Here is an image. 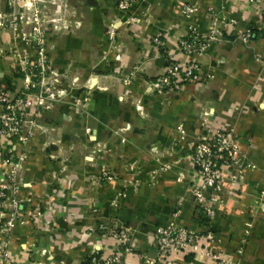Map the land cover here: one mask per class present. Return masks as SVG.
<instances>
[{
	"label": "crops",
	"instance_id": "1",
	"mask_svg": "<svg viewBox=\"0 0 264 264\" xmlns=\"http://www.w3.org/2000/svg\"><path fill=\"white\" fill-rule=\"evenodd\" d=\"M88 2L94 11L100 5L109 12L114 10V0ZM137 3L138 14L143 16L147 8L149 16L132 29H121L128 33L119 36L126 49L120 54L111 52L109 61H117L127 70L125 67L132 64L130 59L142 58L143 53L152 59L148 71L160 73L170 57L166 56L167 50L161 52L151 45L152 36L160 37L168 51H176L174 44L188 32L197 30L204 38L212 27H217L218 36L198 56L201 68L212 79L198 85L184 84L181 92L167 95L169 103L165 108L147 97L145 101L154 108L147 125L137 118L122 116L135 129L123 134L128 146L121 147L120 153L111 151L110 157H104V164L99 163L106 165L103 171L97 163L85 169L80 156L75 155L77 148L73 150L77 157L72 154L71 162L61 163L45 142L64 147L65 135L60 138V131L53 134L48 131L40 139L44 147L34 146V153L27 156L18 172L21 201L18 213L24 215V224L15 225L9 234V259L5 264H87L94 252L101 257L118 253L121 257L118 264H164L154 261L152 237L158 228L173 221L192 231L204 230L191 195L200 185L198 172L190 160L191 150L186 146L171 156L166 138H173L170 132L175 125L182 124L185 139L193 145L202 114L212 110L214 115L205 120L206 128L232 129L236 144L257 169L244 174L235 194L219 197L223 205L209 226L216 238L209 251L216 255L176 256L174 264H220V258L228 264H264V227L258 222L264 219V208H257V204L264 205V61L258 59V56L264 59L261 24L264 1L252 4L248 0H138ZM185 5L195 7L187 19L180 14ZM251 30L261 32L258 38L242 41L241 34ZM104 39L108 48L110 42ZM135 44L141 51L134 52ZM182 56L176 55L178 59ZM19 87H23L21 81L3 69L0 61V88L19 91ZM97 103L89 104L90 109L95 111ZM91 131L92 138L109 137V132L102 134L95 127ZM19 151L17 142L0 138V186L10 182L6 178L10 167L5 161L13 159ZM152 151L165 154L160 159L162 163H140L144 156L141 154ZM4 192V200L10 202L11 190ZM27 199L30 205L25 202ZM35 210L40 216L34 214ZM3 216L0 212V224ZM246 223L252 224L247 242L243 240ZM121 231L128 234L125 244L112 237V232Z\"/></svg>",
	"mask_w": 264,
	"mask_h": 264
},
{
	"label": "rangeland",
	"instance_id": "2",
	"mask_svg": "<svg viewBox=\"0 0 264 264\" xmlns=\"http://www.w3.org/2000/svg\"><path fill=\"white\" fill-rule=\"evenodd\" d=\"M88 1L0 0L1 66L3 69H8L14 78H18L23 84V87H19V91L0 89L15 92V96H21L20 98L25 96L35 103L34 107L30 105L16 109L17 114L23 113V116L21 115L23 125L21 130L19 129V134L25 135L28 139L22 147L19 146L20 151L22 150L19 156L27 157L33 154L34 146L42 149L44 144L40 143V139L44 138L48 131L50 134L60 131V138L65 135L66 145L63 147L47 141L45 146L52 149L61 163L71 162L73 154L80 156V163L85 169L91 164L100 162L104 164V157H110L111 151L120 153L121 147L128 146L129 142L123 134L135 129L133 123L129 120L124 121L122 116L133 120L137 118L147 125V122H151L150 118L154 112L152 104L145 101L147 97L156 100L155 104L159 103L160 107L165 108L169 103L167 95L181 92L184 84L198 85L212 79V76L201 68L198 56L218 36L217 27H212L204 38L197 30L188 32L174 44L176 51H168L160 37L152 36L151 45L160 48L161 52L167 50L166 56L170 57L167 59L164 71L150 73L147 65L152 59L143 53H141L142 58L130 59L132 64L125 67L127 68L125 70L122 65L117 64V61L114 63L109 61L111 52L120 54L121 50L126 49V43L120 41L119 36L121 33H128L121 32V29H132L133 25L145 22L149 10L147 8L143 10L141 16L138 14V0H130L124 9L120 7L121 0H114L112 12L101 5L94 11L91 8L93 5ZM188 6L195 8L193 5ZM182 11L183 7L180 14L186 19L193 14ZM263 14L262 25H264ZM246 33L241 34L242 41H247L244 40ZM105 37L110 42L108 48L104 41ZM134 47V52L141 51L139 45L135 44ZM177 54L183 55L182 59H178ZM258 59L264 61L260 56ZM189 70H192L191 74ZM30 74L34 76L31 77ZM193 75H196V78ZM26 76H29V79H26ZM166 77H169L173 84L149 91L151 84ZM94 101L98 102L95 111L89 107ZM0 105L3 111L5 102L0 101ZM213 115V110L202 114L193 145H189L190 141L186 139L184 143H177L174 137L166 138L167 141L169 140L167 149L171 156L187 146L191 150L190 160L193 164V150L201 143L203 137H207V134L213 131V128H206L204 124L205 120ZM92 127L102 130V134L109 132V137L92 138ZM228 130L233 135L232 129ZM31 131L36 132L35 137L29 135ZM170 135L172 137L174 133L170 132ZM232 137L236 144L234 136ZM237 147L236 163H234L235 159L227 157L228 159L222 164L224 167L220 171V180L223 184L218 197L235 194L239 190V182L244 178V174L257 169L254 162L241 152L238 145ZM75 148L77 153L74 155ZM141 155H144L141 160L139 158L136 160L147 164L152 161L162 163L160 159L165 156L161 153V157H158L153 151ZM17 161L15 155L9 163H17ZM24 163L25 161L21 162L22 168ZM99 166L101 171L106 169V165L99 164ZM193 166L197 170L196 165ZM7 175L9 180L13 178V174H6V178ZM227 182L234 183L231 192L227 191ZM257 208L263 210L264 205L257 204ZM0 212L4 214L2 219L4 225L9 210L3 207ZM258 222L264 227V219ZM251 227L252 224L249 223L244 225L247 233L243 240L246 242Z\"/></svg>",
	"mask_w": 264,
	"mask_h": 264
},
{
	"label": "built area",
	"instance_id": "3",
	"mask_svg": "<svg viewBox=\"0 0 264 264\" xmlns=\"http://www.w3.org/2000/svg\"><path fill=\"white\" fill-rule=\"evenodd\" d=\"M129 1L130 0H121L122 4L120 7L124 9ZM248 1L252 4H256L264 0ZM194 12L195 8L188 5L183 6L182 13L192 14ZM249 33L250 32L246 33L244 40L249 39ZM41 68L43 70L42 66ZM191 72L192 70H189V74H191ZM171 74L173 75L174 73ZM30 75L31 77L34 76L33 74ZM193 77L196 78V75H193ZM26 79H29V76H26ZM170 84L173 83L170 82L169 77H166L161 81L151 84L149 86V91L159 90L162 86L167 87ZM14 93L15 92L0 89V101L5 102V106H3L4 109L0 113V138H14L19 146L22 147L28 139L25 138V135L21 136L19 134V129L21 130L23 125V113L19 112L20 114H17L16 109H22V107H29L30 105L34 107L35 103L25 96H23V98H20L21 96H15ZM171 133H174L173 139L177 143L185 142L182 124L175 125ZM29 135H34L35 137L36 132L31 131ZM232 136V132H229V130L215 129L211 134H207V137H203L201 143L193 150L192 160L198 170L200 186L196 187L197 189L194 188L191 195L200 211L202 219L207 220L205 224H203L204 230L202 232L192 231L183 226H178L173 221L164 227L158 228L152 237V244L155 250L154 261L164 264H174V257L176 256L200 253L210 254V252L208 253L210 244L215 243L216 238L209 226L216 213L223 205L218 197V193L221 191L220 189L223 184L220 180V171L224 167L222 164L224 160L228 158L235 159L234 163H236V158L238 157V147L237 144L234 143ZM21 151L18 153L16 152L18 158L17 163L5 161V164L10 167L8 174H13V178L9 180V184L0 186V209L6 207L9 210L8 219L5 221V224H0V264H5L9 259L8 238L11 230L15 225L24 224V215L18 213V206L21 202L18 198V188L20 186L18 172L22 168L21 162L25 161L27 157L26 155L19 156L22 153ZM155 154L161 157V153L155 152ZM103 175L106 176V173H103ZM233 185V182L230 184L228 182L226 183L228 192L232 191ZM7 189L11 190L12 198L10 202L6 203L4 200V191ZM25 202H27L28 205L31 204L29 199L25 200ZM35 211L36 212L33 211L34 214L40 216V212L38 210ZM112 233V237L118 239L121 244L127 243L128 234L126 231ZM245 233H247V230L244 231V234ZM125 251H128V249ZM212 257L219 259L217 256ZM120 260L121 257L118 253L101 257L94 252L88 257L87 264H118ZM219 261L220 264H228L227 260L220 258Z\"/></svg>",
	"mask_w": 264,
	"mask_h": 264
},
{
	"label": "trees",
	"instance_id": "4",
	"mask_svg": "<svg viewBox=\"0 0 264 264\" xmlns=\"http://www.w3.org/2000/svg\"><path fill=\"white\" fill-rule=\"evenodd\" d=\"M261 32L260 31H257V30H251L250 33H249V39L251 40H256L258 38V35L260 34ZM263 36H264V32L262 33ZM207 220H204L202 219V223L205 224ZM188 255H192V254H188Z\"/></svg>",
	"mask_w": 264,
	"mask_h": 264
}]
</instances>
